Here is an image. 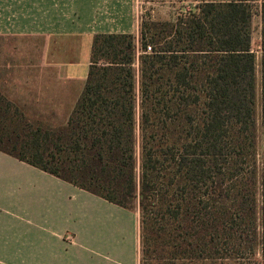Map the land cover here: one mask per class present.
<instances>
[{
    "label": "trees",
    "instance_id": "obj_1",
    "mask_svg": "<svg viewBox=\"0 0 264 264\" xmlns=\"http://www.w3.org/2000/svg\"><path fill=\"white\" fill-rule=\"evenodd\" d=\"M260 17L258 62L250 0L95 35L58 127L0 94V152L137 213L138 264H264V0Z\"/></svg>",
    "mask_w": 264,
    "mask_h": 264
},
{
    "label": "crops",
    "instance_id": "obj_2",
    "mask_svg": "<svg viewBox=\"0 0 264 264\" xmlns=\"http://www.w3.org/2000/svg\"><path fill=\"white\" fill-rule=\"evenodd\" d=\"M135 30L134 0H0V94L27 117L65 122L86 80L93 37ZM5 41L16 46L2 48ZM114 210L128 221L138 264L136 213L0 152V264H101L76 237L90 232L97 213L107 231Z\"/></svg>",
    "mask_w": 264,
    "mask_h": 264
},
{
    "label": "rangeland",
    "instance_id": "obj_3",
    "mask_svg": "<svg viewBox=\"0 0 264 264\" xmlns=\"http://www.w3.org/2000/svg\"><path fill=\"white\" fill-rule=\"evenodd\" d=\"M207 0H134V21H135V38L137 39L139 31L144 25L152 22H165L174 21L177 17H188L190 14L194 13L196 8L203 2ZM252 6V20H251V51L256 57V61L260 58V31H261V17H260V2L261 0H250ZM15 43L11 41H5L1 43V47L7 49L10 46H14ZM16 46V45H15ZM23 46V45H22ZM146 52H148L146 50ZM21 53H19V58H25ZM79 66V71L81 67L86 73V61L81 60ZM256 79H257V119H258V131L261 151L264 147V132H262V127L260 124V75L259 67L256 69ZM58 111V110H54ZM32 121H39L43 123L42 128L46 127H58L64 122V116H58L53 114L38 116L30 115ZM34 123V122H32ZM36 126V125H35ZM117 207V206H116ZM98 211L95 212V214ZM133 215L132 212H130ZM129 214V215H130ZM137 214V213H136ZM108 224V230L104 231L99 213L96 214L94 218V225L82 234L79 232L77 238V243L79 244V250L87 251L90 253L97 262L101 264H134V246L131 241V232L128 234V221L124 216H121L117 211L114 210L111 215ZM138 217V215H137ZM132 224L130 222V228ZM69 236V235H68ZM69 238V237H68ZM90 238V239H89ZM80 239H88V242H82ZM248 260L242 259L237 263H244Z\"/></svg>",
    "mask_w": 264,
    "mask_h": 264
},
{
    "label": "built area",
    "instance_id": "obj_4",
    "mask_svg": "<svg viewBox=\"0 0 264 264\" xmlns=\"http://www.w3.org/2000/svg\"><path fill=\"white\" fill-rule=\"evenodd\" d=\"M147 51L149 52L150 51V48H147Z\"/></svg>",
    "mask_w": 264,
    "mask_h": 264
}]
</instances>
